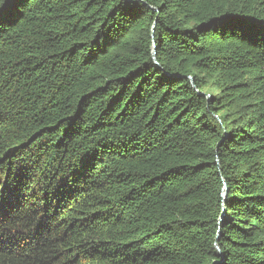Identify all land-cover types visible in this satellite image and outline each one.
Here are the masks:
<instances>
[{"label": "trees", "instance_id": "1", "mask_svg": "<svg viewBox=\"0 0 264 264\" xmlns=\"http://www.w3.org/2000/svg\"><path fill=\"white\" fill-rule=\"evenodd\" d=\"M0 264H264V0H0Z\"/></svg>", "mask_w": 264, "mask_h": 264}, {"label": "rangeland", "instance_id": "2", "mask_svg": "<svg viewBox=\"0 0 264 264\" xmlns=\"http://www.w3.org/2000/svg\"><path fill=\"white\" fill-rule=\"evenodd\" d=\"M213 93H215V91H212V90H209V89H207L206 91H205V94H213Z\"/></svg>", "mask_w": 264, "mask_h": 264}, {"label": "water", "instance_id": "3", "mask_svg": "<svg viewBox=\"0 0 264 264\" xmlns=\"http://www.w3.org/2000/svg\"><path fill=\"white\" fill-rule=\"evenodd\" d=\"M155 54H156V53H155V50H154V53H153L154 57H155Z\"/></svg>", "mask_w": 264, "mask_h": 264}]
</instances>
